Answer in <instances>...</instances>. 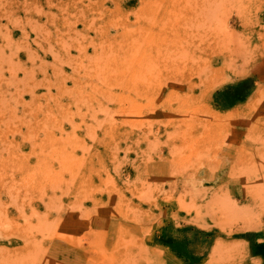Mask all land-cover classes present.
<instances>
[{
	"label": "rangeland",
	"instance_id": "1",
	"mask_svg": "<svg viewBox=\"0 0 264 264\" xmlns=\"http://www.w3.org/2000/svg\"><path fill=\"white\" fill-rule=\"evenodd\" d=\"M252 247L264 0H0V264H250Z\"/></svg>",
	"mask_w": 264,
	"mask_h": 264
},
{
	"label": "crops",
	"instance_id": "2",
	"mask_svg": "<svg viewBox=\"0 0 264 264\" xmlns=\"http://www.w3.org/2000/svg\"><path fill=\"white\" fill-rule=\"evenodd\" d=\"M233 88L234 87H237V86H232ZM231 86L230 87H228L229 89H233ZM227 93H229V94H234V93H232L231 91H224V92H222V93H219V94H221V95H223V94H227ZM240 93H241V91H240ZM176 236V235H175ZM254 248L255 247H252L251 248V255H252V258L253 259H255L257 262L256 263H254L253 261H250V264H264V257L261 255V253H257L256 251H254V254H252V249L254 250ZM259 261V262H258Z\"/></svg>",
	"mask_w": 264,
	"mask_h": 264
}]
</instances>
